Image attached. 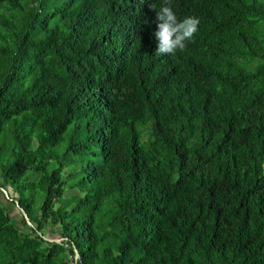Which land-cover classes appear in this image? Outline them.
I'll return each mask as SVG.
<instances>
[{"label":"trees","instance_id":"16d2710c","mask_svg":"<svg viewBox=\"0 0 264 264\" xmlns=\"http://www.w3.org/2000/svg\"><path fill=\"white\" fill-rule=\"evenodd\" d=\"M162 2L0 0V264H264V0Z\"/></svg>","mask_w":264,"mask_h":264},{"label":"clouds","instance_id":"9594fccd","mask_svg":"<svg viewBox=\"0 0 264 264\" xmlns=\"http://www.w3.org/2000/svg\"><path fill=\"white\" fill-rule=\"evenodd\" d=\"M171 3L172 0H163L159 9L155 7V4L150 5L155 12L153 23L156 24L154 36L158 42L155 51L157 55L183 52L187 44L194 40L199 28L200 21L195 16L178 20Z\"/></svg>","mask_w":264,"mask_h":264},{"label":"rangeland","instance_id":"374dc122","mask_svg":"<svg viewBox=\"0 0 264 264\" xmlns=\"http://www.w3.org/2000/svg\"><path fill=\"white\" fill-rule=\"evenodd\" d=\"M7 204L9 206V210L13 214V216L16 217V219H19L20 218V214L18 213L16 206L13 203H10V202H7ZM51 238H59V237H57V236H50V239ZM55 264H59V263L56 262Z\"/></svg>","mask_w":264,"mask_h":264},{"label":"water","instance_id":"95a60500","mask_svg":"<svg viewBox=\"0 0 264 264\" xmlns=\"http://www.w3.org/2000/svg\"><path fill=\"white\" fill-rule=\"evenodd\" d=\"M21 210H22L24 216L26 217L27 221H28L29 223H31L30 220H29V218H28V215H27L26 211H25L22 207H21ZM51 239H54V240H57V241L60 240V238H51ZM77 256H78V253H77V251H76L75 258H76Z\"/></svg>","mask_w":264,"mask_h":264}]
</instances>
